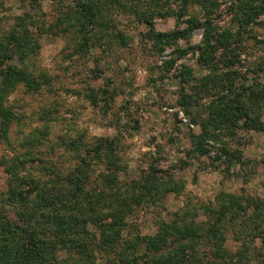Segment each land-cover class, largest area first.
<instances>
[{
	"label": "rangeland",
	"instance_id": "374dc122",
	"mask_svg": "<svg viewBox=\"0 0 264 264\" xmlns=\"http://www.w3.org/2000/svg\"><path fill=\"white\" fill-rule=\"evenodd\" d=\"M203 1L90 0L100 19L92 27V45L83 53L75 50L81 42L82 20L70 8V0H0V41L11 34L16 40H28L26 45L32 48L24 69L41 82L36 89L11 82L6 94L0 76V93H5L0 94V106L11 112L10 119L0 115L3 217L18 219L13 205L5 204L11 184L24 190L58 188L87 155L94 159L86 168L84 188L94 196L104 194L106 202L100 210L108 221L113 210H107V205L116 207L126 199L122 207L126 238H149L175 220H205L204 210L216 205L219 194L264 199V131L245 126L247 120H264V10L243 23L246 1L205 0L206 7ZM208 13L213 20L210 44L216 45L211 63L200 58L206 44L204 26L194 28L187 37L172 36L187 28L189 19L204 22ZM109 25L122 39L101 35ZM167 33L171 34L160 36ZM19 59L14 52L7 64L22 66ZM231 69L238 72L230 81L221 73ZM204 78L215 79L210 83L211 93L197 94L204 108L221 96L233 99L243 88L254 91L261 100L247 101L248 115L235 120L240 126L235 134L227 129L225 120L234 113L236 101L225 99L230 112L217 103L223 110H219L223 123L213 128L214 137L206 138L207 152L199 154L193 135L201 132V122L207 119L202 114L205 109L193 103L192 113H188L181 101ZM104 137L115 138L113 155L102 154L96 162L95 151H88ZM224 145L237 150L240 159L230 163L216 159L218 148ZM111 159L114 165H109ZM13 164L19 166L17 176L8 170ZM150 173L175 180L171 186L158 188L156 202L142 196L145 192L139 189L142 181H138ZM104 175L122 183L116 196L101 188ZM85 219L80 218L76 227L81 243L91 248L88 259L79 262L109 264L111 259L102 247V218ZM223 230V246L238 251L241 242L233 236L232 224ZM250 244L245 240L242 245ZM258 245L263 247L254 252L252 262L264 264V244ZM145 246L143 242L139 252ZM72 256L61 248L55 264L73 263L75 259H68ZM5 261L0 264H17L16 259Z\"/></svg>",
	"mask_w": 264,
	"mask_h": 264
},
{
	"label": "trees",
	"instance_id": "16d2710c",
	"mask_svg": "<svg viewBox=\"0 0 264 264\" xmlns=\"http://www.w3.org/2000/svg\"><path fill=\"white\" fill-rule=\"evenodd\" d=\"M70 1V8L82 20V26L79 31L82 36L81 42L75 50L86 53L93 42L92 27L96 20L100 19L97 17L99 16L97 15L98 9L92 5L90 0ZM188 1L183 0V3L187 4ZM244 1H246L244 2L245 15L242 17V22L247 23L252 20V15H257L264 10V0H250L251 3L248 0ZM203 3L206 7L205 0ZM178 15L181 16L182 13L179 12ZM147 23L153 26L151 22L147 21ZM188 23L187 28L182 31L172 32V36L174 38L187 37L194 28L200 25L204 26L206 44L201 47L200 58L202 62H213L212 56L216 51V45L210 44L213 33L212 17L209 14L202 23L197 22L195 19H189ZM113 28L112 25L107 26V29L111 30V32L103 29L101 30V35L105 36L106 33V35L122 39L121 34L119 35L117 32L114 33L112 31ZM169 34L171 33L160 34V36L165 37ZM6 39L5 41H0V76H2V83H5L3 89L6 94L11 91V82L16 84L25 83L31 89L38 88L41 82L29 77L27 75L28 72L24 69V65H26L28 60V52L32 48L31 46L27 47L26 43L28 40L26 41L22 38L16 40L17 37L15 38L14 34L7 35ZM8 44L12 47H8ZM14 52L19 55L22 66L7 64V60L10 59ZM186 71L183 70L184 73ZM237 72L235 69H231V71L221 74L222 77H226L231 81L232 78L237 76ZM47 77L45 76V81L49 80ZM214 80L206 79L201 84L193 86L195 92L183 94L184 99L181 102L186 104L185 111L192 113L193 103H196L197 107L202 106L204 108V103L198 102L197 94L199 93V96L202 97L203 92L211 93L209 89L210 83L214 82ZM230 81H227V84ZM243 90L242 93H234L233 99L228 96H221L218 101H210L204 108L205 112L203 111L202 114H206L207 119L201 122L200 134L198 136L193 135V138L197 140L195 148L199 154L207 152L206 138L214 137L212 134L213 128H218L223 123L220 118V111L223 110L217 107V103L221 102L225 111L227 108L225 99L229 98V101H236L234 113H231L225 120L227 129L235 134L240 127L235 120L248 115L247 107L249 103L247 101L251 99L255 102L261 100V97L254 91H247V88H243ZM3 92L2 90L0 94H5ZM104 92L108 91L104 90ZM246 94L249 96H246ZM226 111L230 112L228 109ZM0 115L4 116L5 119L11 118V112L2 106H0ZM193 117L196 118L194 115ZM229 125L231 126L228 127ZM252 125L264 131V120L256 118L250 120V122L248 120L245 121V126L251 128ZM114 139L107 137L98 138L96 144L92 146L93 149H89V154L91 150H94L97 154L96 162L105 153L111 158ZM218 150L219 154H217L216 159L224 158L223 160L227 159L229 163L241 157L237 150H231V147L229 148L225 145L219 147ZM93 159L94 156L91 159H88V155L87 157H81L75 168L71 170L73 174L66 175V180L59 183L58 188L54 187V185L51 189L46 187L24 190L16 183L11 184L7 191L8 197L5 199V204L13 205L15 208L13 214L18 219L3 217V213H0V262L7 263L5 260L16 259L17 264H55L58 252L63 248L69 251L70 254L73 253V256L68 259H75L73 263L68 264H81L79 262L80 259H88L91 246L88 249V245L81 243L79 238L81 232L76 227V224L80 218L86 217L85 220L88 221H97L98 218H102L100 224L103 239L102 247L105 249L106 258L109 257L108 259H111L109 264H263V262H252L255 256L254 252L263 247L262 245L259 246L258 243L264 244L263 198L256 199L219 194L216 199V205L204 210L205 220L188 221V223L187 221L177 223L175 220L170 227L167 224L164 225V228L161 226L158 232L149 238L139 235L135 236V238H126L122 234L123 228L126 227L122 218V207L126 204V199H122L123 203H118L116 207L107 205V210L109 208L113 210L110 211L111 221H108L106 215L102 217V210H100L101 206L106 202L104 194L94 196L93 193H88L84 188L87 184V178L85 177L86 168L93 163ZM114 164L115 161L111 159L109 165ZM8 170L13 176H17L19 166L13 164L9 166ZM102 178L101 188L106 192L113 191V193H109L110 196H116V192L123 186L120 180L112 181L105 175ZM140 181H142V185L139 189L145 192V194L141 193V195L148 196L149 199H152V202H156L153 199L160 186L166 187L168 184V186H171L175 182L170 175H157L156 173L146 174L138 182L140 183ZM123 191L122 189L118 194ZM87 207L90 209H87ZM227 224H232L233 236L241 242V246L236 252L228 251L223 246L225 238L223 228ZM168 228H171L172 231ZM243 236H246L247 239H244ZM245 240L251 243L250 246L242 245ZM143 242L146 243V246L144 251H140V253L138 247L142 246Z\"/></svg>",
	"mask_w": 264,
	"mask_h": 264
}]
</instances>
